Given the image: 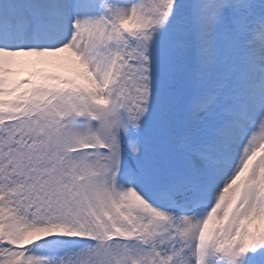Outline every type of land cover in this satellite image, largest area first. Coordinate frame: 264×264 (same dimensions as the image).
Instances as JSON below:
<instances>
[{
    "label": "snow or ice",
    "instance_id": "snow-or-ice-1",
    "mask_svg": "<svg viewBox=\"0 0 264 264\" xmlns=\"http://www.w3.org/2000/svg\"><path fill=\"white\" fill-rule=\"evenodd\" d=\"M0 264H264V0H0Z\"/></svg>",
    "mask_w": 264,
    "mask_h": 264
}]
</instances>
